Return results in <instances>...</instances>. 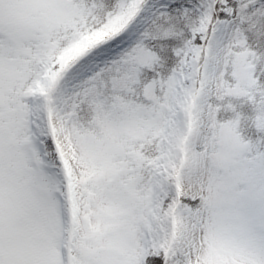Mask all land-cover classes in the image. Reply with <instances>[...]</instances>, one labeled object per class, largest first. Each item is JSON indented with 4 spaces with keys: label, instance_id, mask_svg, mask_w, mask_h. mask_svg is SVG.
I'll return each instance as SVG.
<instances>
[{
    "label": "snow or ice",
    "instance_id": "6c2138e0",
    "mask_svg": "<svg viewBox=\"0 0 264 264\" xmlns=\"http://www.w3.org/2000/svg\"><path fill=\"white\" fill-rule=\"evenodd\" d=\"M0 264H264V0H0Z\"/></svg>",
    "mask_w": 264,
    "mask_h": 264
}]
</instances>
